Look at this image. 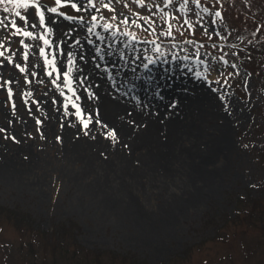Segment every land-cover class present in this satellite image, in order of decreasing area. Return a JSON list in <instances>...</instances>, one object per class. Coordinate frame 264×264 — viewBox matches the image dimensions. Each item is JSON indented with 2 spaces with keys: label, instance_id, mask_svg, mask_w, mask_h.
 <instances>
[{
  "label": "rangeland",
  "instance_id": "1",
  "mask_svg": "<svg viewBox=\"0 0 264 264\" xmlns=\"http://www.w3.org/2000/svg\"><path fill=\"white\" fill-rule=\"evenodd\" d=\"M72 2L79 10L65 4L58 9L64 16L42 8L45 28L52 30L47 23L53 16L68 26L63 27L66 33L84 32L85 36L92 28V34H102L110 43L134 45L143 57L154 58L145 69L164 77L172 78L178 63L191 65L217 103L207 115L208 132L218 135L221 114L237 113L229 138L231 154L215 192L199 208H183L181 218H173L175 208L159 196L153 195L144 205L143 197L132 194L133 206H129L95 187L81 186L68 174L72 168L55 158L54 166L44 169L46 184L39 177L44 170L30 175L22 173L19 165L16 169L0 166V264H75L60 247L68 242L69 252L79 247L93 255L103 252L98 264H264V0H201L199 6L191 0H143L142 4L104 0L108 8L100 0H92L91 6L88 0ZM42 3L56 6L55 0ZM17 11L27 19L17 17ZM125 19L128 23H121ZM0 20L4 21L0 25V51L4 52L0 57V129L4 130L0 139L19 145L18 132L26 141L37 140L39 149L43 128L33 102L53 90L60 97L58 76L64 78L71 65L66 59L46 63L51 60L40 37L49 38L31 6L25 10L0 3ZM13 21L21 32L30 31L33 36L13 35ZM169 31L171 35L166 34ZM153 174L149 178H155L157 173ZM145 182L139 184L143 194ZM203 183L195 180L190 186L199 191ZM8 214L24 216L25 221L18 224ZM65 229H72V236L64 235ZM91 252L88 264L98 258ZM111 255L125 261H113Z\"/></svg>",
  "mask_w": 264,
  "mask_h": 264
},
{
  "label": "bare ground",
  "instance_id": "2",
  "mask_svg": "<svg viewBox=\"0 0 264 264\" xmlns=\"http://www.w3.org/2000/svg\"><path fill=\"white\" fill-rule=\"evenodd\" d=\"M50 18L52 30L43 31L50 42L46 56L53 63L72 59L71 90L58 76L60 97L54 90L38 95L33 102L38 110L33 111L42 122L43 146L35 148L37 140L26 141L18 132L19 145L0 139V166L19 165L22 173L33 175L54 166L55 158L72 168L68 174L77 184L95 187L129 206L130 196L137 194L144 205L153 195L164 198L175 208L173 218H181L183 208H199L215 192L230 157L237 113L221 114L219 134L209 133L207 115L217 103L191 65L178 63L172 78L164 77L142 67L154 58L143 57L134 45L110 43L91 32L66 33L63 21ZM110 131L116 133L115 141L107 136ZM46 172L39 176L43 184ZM153 173L155 178H149ZM142 180H147L144 194ZM195 180L204 182L203 191L190 186Z\"/></svg>",
  "mask_w": 264,
  "mask_h": 264
},
{
  "label": "snow or ice",
  "instance_id": "3",
  "mask_svg": "<svg viewBox=\"0 0 264 264\" xmlns=\"http://www.w3.org/2000/svg\"><path fill=\"white\" fill-rule=\"evenodd\" d=\"M5 2L12 3L15 7L23 8L25 10H28L30 8V6L32 8H34L35 13H36V15H37V17L39 19V27H42V28H45V14H44V11L41 10L42 8H46V10L49 13H53V14L60 15V16H64L65 14L63 12H58V9L61 8V7H64L65 4H70V7L72 9L79 10L77 8V3L72 2V0H55V5H56L55 7H47V5H45V4L42 3V0H0V3H5ZM169 2H171V0H169ZM191 2L194 3V4H196L197 6H199V4H200V0H191ZM100 3L105 8H108L109 7L108 4H105L104 3V0H100ZM138 3H141L142 4L143 3V0H138ZM185 3H188V0H185ZM88 5L89 6L92 5V0H88ZM97 10H99V9H97ZM4 11L5 12H8L9 9L5 8ZM203 11L207 12L208 9L207 8H204ZM15 15L17 17H19L20 19H22V20H26L27 19L26 17L21 16V13L18 12V11L15 13ZM215 15L217 17H219L220 16V13L219 12H216ZM65 18L66 19H69V20H73L74 19V17H70V16H66ZM115 18L116 17H112V19H115ZM5 19H7V17H5ZM92 19L95 20L96 17L93 16ZM144 19L147 22V19L146 18H144ZM121 23H125L126 24V23H128V21L125 19V20L121 21ZM132 23L135 24L136 22L135 21H132ZM3 24H4V21L3 20H0V25H3ZM4 26L5 27H8V25H4ZM10 26L12 28H16L15 22L14 21L11 22V25ZM137 26H139V25H137ZM31 27L35 28V27H37V25L36 24H32ZM105 27L108 28V27H110V25H105ZM92 30H93L92 28L89 29L90 32ZM48 31H49V29L45 28V32L47 33ZM18 33L19 34H22V35H24L26 37H32L33 36V33L32 32H30V31H22L21 32V30L19 28H16V32H14L12 34L15 35V34H18ZM166 34L167 35H171V32L169 31ZM40 39L43 40V42H44L45 45H48L50 43L49 40L44 39V37H40ZM21 43H23V41H21ZM0 47H3V43L2 42H0ZM25 47H27V45H25ZM5 51H7V49H5ZM40 54L42 56L44 55V49L43 48L40 49ZM2 56H4V52L3 51H0V57H2ZM69 56H71V53H69ZM24 58L27 59V55L26 54H25V57ZM7 59L9 60L10 63L12 62L10 57H8ZM46 63L47 64H51V63H53V61H46ZM68 63H69V65H71L73 63L72 59H69ZM149 63H152V61L150 60ZM16 67L20 68V66L18 64L16 65ZM144 67L147 68L148 65H144ZM233 67H235V65H233ZM20 71L23 72L24 69L23 68H20ZM53 71H55V68L53 69ZM71 72H72V68L69 67L68 72H66L64 74L65 85L66 86H69V90H71L70 89L71 80L69 79V75H70ZM48 74L51 75V73H48ZM4 83L7 84L9 82L8 81H5ZM53 83H55V81H53ZM8 94H9V98H11L12 93H11V90L10 89H9ZM73 106L76 107V105H73ZM76 114L77 115L80 114L79 113V110L77 111ZM37 123L39 124L40 121L38 120ZM83 126L85 128H87L88 127V122H83ZM2 131H4V130L3 129H0V132H2ZM85 134H87V133H85ZM107 136L108 137H111L114 141L116 140V133L114 131L108 132L107 133Z\"/></svg>",
  "mask_w": 264,
  "mask_h": 264
},
{
  "label": "trees",
  "instance_id": "4",
  "mask_svg": "<svg viewBox=\"0 0 264 264\" xmlns=\"http://www.w3.org/2000/svg\"><path fill=\"white\" fill-rule=\"evenodd\" d=\"M234 214H236L235 212H234ZM10 217H12L13 218V220L15 221V222H17L18 224H21V223H23L22 221H25V217L24 216H19L18 214H17V217L16 216H14L13 214H8ZM22 220V221H21ZM22 229H24V230H26L27 231V228H26V226H24V227H22ZM72 229H65V231H63L64 233V235L66 234V233H68V238L70 237V236H72V231H71ZM50 243V242H49ZM68 246H69V242H68V245H65L64 243H62V245L60 246L62 249H64L63 250V252H64V254H66L67 253V251H68V253H70V258L73 260V262H75V264L77 263V264H88V258H89V255H90V252H88V250H82L83 248H77V250H72L71 252H69V248H68ZM62 249H60V251L62 250ZM95 254L93 255V252H91V255L94 257H98V258H95V260H94V263L93 264H98L99 263V258H100V255L102 254L103 255V252H94ZM101 255V256H102ZM111 258H112V260L113 261H115V260H118V261H120V262H124L125 261V258L123 257H118V255H111Z\"/></svg>",
  "mask_w": 264,
  "mask_h": 264
}]
</instances>
